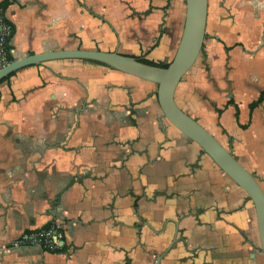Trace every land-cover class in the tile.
Returning a JSON list of instances; mask_svg holds the SVG:
<instances>
[{
  "label": "crops",
  "instance_id": "0c3cea01",
  "mask_svg": "<svg viewBox=\"0 0 264 264\" xmlns=\"http://www.w3.org/2000/svg\"><path fill=\"white\" fill-rule=\"evenodd\" d=\"M10 1L13 59L77 48L170 59L185 10L184 0ZM200 56L193 76L205 78L212 105L224 100L214 112L253 173L243 159H264V124L260 137L254 129L264 98L252 111L234 98L264 90V0H208ZM143 83L79 60L0 83V264H156L162 254L159 264H264L245 192L162 117ZM253 174L264 178V168ZM52 221L59 251L12 245Z\"/></svg>",
  "mask_w": 264,
  "mask_h": 264
},
{
  "label": "water",
  "instance_id": "95a60500",
  "mask_svg": "<svg viewBox=\"0 0 264 264\" xmlns=\"http://www.w3.org/2000/svg\"><path fill=\"white\" fill-rule=\"evenodd\" d=\"M184 3L181 35L173 57L166 67L147 64L141 61V58L120 54L117 51L80 48L53 50L32 53L7 62L0 67V82L18 70L31 65H40L54 60H79L153 83L156 87V103L162 117L188 140L196 143L203 153L245 192L251 201L255 213L260 251L264 259V191L259 181L235 158L230 149L223 146L211 132L185 112L175 100L176 88L182 77L193 66L206 35L208 0H184ZM174 241L175 239L172 243ZM162 256L163 254L158 255L156 264H159Z\"/></svg>",
  "mask_w": 264,
  "mask_h": 264
},
{
  "label": "rangeland",
  "instance_id": "374dc122",
  "mask_svg": "<svg viewBox=\"0 0 264 264\" xmlns=\"http://www.w3.org/2000/svg\"><path fill=\"white\" fill-rule=\"evenodd\" d=\"M172 57H173V55L170 56V59L169 58L168 59H162V60H157L155 62L168 63L172 59ZM199 58H201L200 53H199L198 57L196 58L193 66L188 71V74H185L182 77V79H181L182 82L180 81L181 83L179 84V86L177 88L176 100L178 102V105L181 108H183L186 112L193 114L197 119H199L202 122L201 125L206 127L209 130V132L211 131V133H213L214 136H216V138L226 148L229 149V147H231V144H232V138H231V136L228 135V133L225 130H223V128L219 124V118H217L216 113L214 112L215 104L217 105L218 108H221L224 106V100H218L216 103L213 102V105H212V100H211L212 94L210 92H207L205 86L203 85L204 82H206L205 78H202V77H199L196 75L193 76L195 69L197 67L196 61ZM216 64H217L216 69H218L217 73H221L222 70L219 69L218 63H216ZM0 66H1V60H0ZM97 75L98 74H96L95 76H97ZM135 81H137V80H135ZM116 82H118V84H120V82H125L124 85H127L128 87H132L133 89H137V86L139 85V84H130L129 81L127 82V81H123V80H120V81L118 80ZM143 85H148L149 90L151 91V98L154 101H156V99H155V88H156L155 85L152 83H149V84L143 83ZM259 86H261V85L256 86L257 89L259 88ZM257 89L255 87H253L254 91H251V90L246 91L245 89H243L241 91H237L235 93L236 98H234V99H236V101L239 102V97H242V101L240 100V103H241V107H243V105H247V103L255 101L257 99L258 91H259ZM143 94L145 95L146 92H143ZM136 95H137L136 96L137 99L143 97L141 90L140 91L136 90ZM236 109H238V108L236 107ZM257 113H258L257 127L250 125L251 124L250 122L247 124H240V126L243 128L244 127L245 128L254 127V129L256 128V132L259 134V137H260L262 132L258 129H260L259 125L262 124L261 126H263V124H264V110H263L262 116L260 115L259 112H256V116H257ZM225 115H227V114H225ZM227 116L228 117L226 118V122H224V127L229 131L231 128L230 124H229V123H231V119H230L231 116L230 115H227ZM249 131H247V132H249ZM248 134L252 135V134H254V131L252 130ZM255 148H256V150L260 151L259 146H255ZM261 153H262V151H261ZM243 160L246 161V166L248 168H251L253 173H255V171H258L259 167L264 168V159H243ZM248 160H254L255 164L253 163L251 165L250 163H248ZM257 180L259 181V183L262 186L263 191H264V178L258 177Z\"/></svg>",
  "mask_w": 264,
  "mask_h": 264
},
{
  "label": "built area",
  "instance_id": "2783aa9c",
  "mask_svg": "<svg viewBox=\"0 0 264 264\" xmlns=\"http://www.w3.org/2000/svg\"><path fill=\"white\" fill-rule=\"evenodd\" d=\"M10 28L5 25L0 18V60L1 66L7 63L5 58L4 44L5 37L9 34ZM0 66V67H1ZM63 238V231L61 225L57 221H52L48 225L31 230L20 235L12 245L19 246H33L39 247L44 251L55 252L60 249Z\"/></svg>",
  "mask_w": 264,
  "mask_h": 264
},
{
  "label": "trees",
  "instance_id": "16d2710c",
  "mask_svg": "<svg viewBox=\"0 0 264 264\" xmlns=\"http://www.w3.org/2000/svg\"><path fill=\"white\" fill-rule=\"evenodd\" d=\"M11 4V1L10 0H2L0 1V18L2 19L3 23L7 26H9L10 28V32L9 34L5 37V44H4V51H5V58H6V61L7 62H10L13 60V57L11 56L10 54V49H11V45H10V41L14 35V32H15V27L14 25L12 24V22L7 18V16L5 15V10L6 8ZM141 61L147 63V64H151V65H155V66H160V67H166L167 66V63H160V62H154V61H151V60H148V59H144V58H141ZM8 78V77H7ZM6 79V78H5ZM3 79V80H5ZM2 80V81H3ZM1 81V82H2ZM0 82V83H1ZM263 98H264V90H262L257 99L253 102H251L249 104V109L250 111H252L255 107H257L262 101H263ZM233 104V101H229L227 103V105H232ZM215 112L220 115V113L222 112V110L220 109H215ZM237 111H236V116H237ZM60 249L56 250V251H59Z\"/></svg>",
  "mask_w": 264,
  "mask_h": 264
}]
</instances>
